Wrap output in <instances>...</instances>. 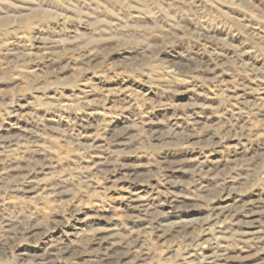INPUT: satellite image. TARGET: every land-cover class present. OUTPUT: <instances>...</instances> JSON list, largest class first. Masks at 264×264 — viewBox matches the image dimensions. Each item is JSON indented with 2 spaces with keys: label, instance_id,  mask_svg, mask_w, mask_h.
I'll use <instances>...</instances> for the list:
<instances>
[{
  "label": "rangeland",
  "instance_id": "rangeland-1",
  "mask_svg": "<svg viewBox=\"0 0 264 264\" xmlns=\"http://www.w3.org/2000/svg\"><path fill=\"white\" fill-rule=\"evenodd\" d=\"M0 264H264V0H0Z\"/></svg>",
  "mask_w": 264,
  "mask_h": 264
}]
</instances>
